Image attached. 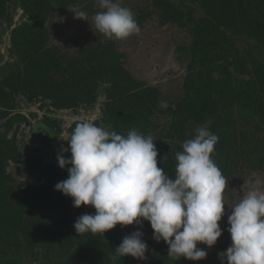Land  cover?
Segmentation results:
<instances>
[{
	"label": "trees",
	"instance_id": "16d2710c",
	"mask_svg": "<svg viewBox=\"0 0 264 264\" xmlns=\"http://www.w3.org/2000/svg\"><path fill=\"white\" fill-rule=\"evenodd\" d=\"M190 1L151 0L152 12L135 16L141 27L155 13L162 23L189 35V42L178 48L186 66L184 93L164 109L161 90L133 74L117 39L100 38L72 51L53 41L50 19L81 0H0L13 57L0 77V264H194L170 257L168 245L153 239L148 221L142 229L132 226L144 233L145 260L116 254L126 226L78 235L73 227L77 217L95 209L74 207L71 197L54 189L68 178L71 165L62 169L41 156L60 137L61 123L49 115L32 122L18 110L20 97L39 107L76 109L94 105L105 85L100 122L107 131L145 134L157 129V112L170 115L168 140L154 142L157 166L170 177L175 154L203 126L219 137L211 159L227 181L225 190L258 179L264 188V0ZM18 9L24 20L16 24ZM80 121L69 127L70 135ZM27 127L33 140L39 131L45 133L43 146L32 152L21 150ZM11 163L25 167L39 183L17 179L8 169Z\"/></svg>",
	"mask_w": 264,
	"mask_h": 264
},
{
	"label": "clouds",
	"instance_id": "9594fccd",
	"mask_svg": "<svg viewBox=\"0 0 264 264\" xmlns=\"http://www.w3.org/2000/svg\"><path fill=\"white\" fill-rule=\"evenodd\" d=\"M101 9L92 18L91 27L109 39L123 40L139 33L133 11L121 0H96ZM75 18L88 20L85 12L70 9ZM89 21V20H88ZM161 108L169 105L162 101ZM219 137L206 127L182 144L175 154V172L171 177L157 166L158 151L153 136L136 130L127 135L107 131L95 123H76L57 154L60 168L66 166L68 178L54 189L72 198L74 207L90 205L94 214L77 217L78 235L104 234L121 227L150 222L153 239L168 245V255L176 260H202L222 235L220 221L225 215L223 193L226 179L211 159ZM70 152V158L63 153ZM240 201L229 207L227 217L231 244L218 253L221 264H264V191L245 183ZM142 230L125 235L115 248L118 256L147 259L148 244Z\"/></svg>",
	"mask_w": 264,
	"mask_h": 264
},
{
	"label": "rangeland",
	"instance_id": "374dc122",
	"mask_svg": "<svg viewBox=\"0 0 264 264\" xmlns=\"http://www.w3.org/2000/svg\"><path fill=\"white\" fill-rule=\"evenodd\" d=\"M174 1L191 3L190 0ZM121 3L123 6L129 7L133 11L134 16L141 17L143 13L152 12L151 0H121ZM73 8H78L85 12L89 21L75 18V13L71 10L68 12H55L48 22L55 43L66 50L72 51L83 43L107 38L104 34L96 32L91 27L90 22L93 16L96 12L101 11L96 4V0H81V3ZM23 20V11L18 9L14 14V22L17 24ZM139 28V33L133 34L126 39L118 40L120 48L125 53L127 66L134 75L145 80L150 85L157 86L162 93L161 100L171 105L178 101L184 93L183 83L185 81L186 66L178 59V48L189 42V35L184 29L172 24L162 23L159 16L155 13L151 14ZM10 46V27L0 20V77L6 70V64L13 61V57L10 55ZM105 97V85L100 87L99 96L94 105H82L76 109H56L49 107L47 104L39 107V103L29 102L26 98L20 97L18 110L27 114L32 122H36L44 115H49L60 121L63 129L60 137L41 152V156L45 161L58 162L57 154L60 152L61 146L68 147L69 127L75 121L86 120L108 130V125L100 122ZM155 120L159 123L156 130H151L145 134L137 132L144 136H153L154 142L168 140L166 134L170 125V115L160 111L156 113ZM96 122H99V124ZM44 134V131H39V137L33 140L31 127L25 128L22 134L21 150L23 152H32L35 148L42 147ZM69 153H63V155L66 157ZM8 169L19 180H28L35 184L39 183V181L29 175L27 169L22 165L11 163ZM252 185H256L260 190L264 191L262 181L259 179ZM240 189L241 187L224 190L225 215L219 222L223 230L222 235L218 238L216 244L210 248L207 245L198 243L197 246L203 248L207 252V256L202 260L194 261V264H221L218 253L226 251L231 244L230 233L226 229L228 226V223H226L227 217L231 211L229 207L238 203L244 195ZM132 226H126L125 235L133 232Z\"/></svg>",
	"mask_w": 264,
	"mask_h": 264
}]
</instances>
